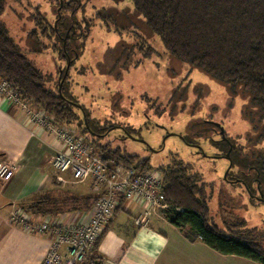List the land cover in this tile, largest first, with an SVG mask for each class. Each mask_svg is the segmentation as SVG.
Returning a JSON list of instances; mask_svg holds the SVG:
<instances>
[{"label":"rangeland","instance_id":"1","mask_svg":"<svg viewBox=\"0 0 264 264\" xmlns=\"http://www.w3.org/2000/svg\"><path fill=\"white\" fill-rule=\"evenodd\" d=\"M70 1L64 0L67 4ZM77 1L93 23L87 36L80 38L79 57L69 71V94L78 103L81 119L83 107L98 126L112 127L106 137L99 139L100 143L112 141V149L119 148L126 155L140 159L148 158L154 170L166 165L171 158L189 164L204 183L214 185L209 202L214 223L223 229L221 221L238 217L246 228L257 230L258 234L252 237L264 248V201L252 199L244 187L224 180L229 161L222 157L220 148L212 144L224 134L237 146L253 149V126L262 129L264 124L257 121L259 113L253 111L250 98L240 87L226 88L200 70L190 69L172 59L158 37L145 26L143 18L134 11L130 0ZM56 7L57 0H19L8 2L0 15V22L22 54L54 81L59 68L65 66L64 60L50 49L35 52L38 47L29 34L34 27L32 17L39 13L52 25L57 17ZM96 11L106 21L94 19ZM132 31L144 37L139 54L130 52L129 44L134 43ZM41 42L46 47L51 44L46 39ZM27 105L43 120L48 119L52 128L79 134L75 125L56 122L29 100ZM11 107L26 122L27 115L20 106L13 104ZM117 126L127 129L133 139L122 138ZM41 128L50 133L47 128ZM184 137L195 145H188ZM260 147L264 154V141ZM97 153L100 154L98 150ZM216 155L219 158H214ZM105 161L111 168H128L115 160ZM159 176L162 183L160 173ZM62 184L65 187L52 194L64 196L65 189L84 185L74 183L72 178ZM17 210L24 212L20 207L13 208L10 216Z\"/></svg>","mask_w":264,"mask_h":264},{"label":"trees","instance_id":"2","mask_svg":"<svg viewBox=\"0 0 264 264\" xmlns=\"http://www.w3.org/2000/svg\"><path fill=\"white\" fill-rule=\"evenodd\" d=\"M130 1L134 11L143 18L145 26L158 37L172 59L190 69L200 70L226 88L240 87L250 98L253 111L258 110L257 121L264 124V0ZM8 2L16 3L19 0H0V15ZM73 7L77 9L78 3L70 1L67 4L63 0L60 12L62 17L58 22L69 23L63 14H68ZM102 20L106 21V18ZM32 22L34 27L29 35L38 47L35 52L50 49L64 60L65 66L69 58L71 69L77 54L71 48L78 52L79 48L69 45L72 37L69 35L66 49L63 50V42L57 32L63 37L64 33L60 29L64 30V25L59 24L56 32L39 13L32 17ZM44 39L51 44L44 46L41 42ZM65 66L59 68L55 81L51 75L43 74L22 54L0 22V79L12 85L25 100L31 101L56 122L67 126L75 125L79 134L99 151L103 159L121 162L124 166L133 168L137 174L152 171L160 173V199L169 207L161 216L183 231L187 239L199 240L221 255L264 264V248L252 237L258 234L256 229L246 228L244 221L238 217L221 221L223 229L214 223L209 208L214 185L204 183L201 175L194 172L189 164L171 158L166 165L154 170L148 158L126 155L119 148L112 149L110 143L100 144L91 137L80 120L81 114L73 105L77 102L67 93L71 87L69 72L62 83L61 94L58 93V84ZM83 112L90 131L105 133L106 127L95 124L85 109ZM260 129L253 126V149L235 146L230 141L233 147L230 160L232 168H255L256 171L252 170L251 176L253 179L259 178V184H264V154L260 147L264 141V125ZM183 139L187 144L190 143L185 137ZM224 145L223 150L226 151L227 144ZM231 175L230 173L226 179H231ZM245 182L250 190L253 189L251 184L254 181ZM96 199L94 196H57L47 193L35 201L23 203L20 208L29 217L45 219L74 211H90ZM123 201L121 199L119 205ZM102 235L84 264L100 263L96 249Z\"/></svg>","mask_w":264,"mask_h":264},{"label":"crops","instance_id":"3","mask_svg":"<svg viewBox=\"0 0 264 264\" xmlns=\"http://www.w3.org/2000/svg\"><path fill=\"white\" fill-rule=\"evenodd\" d=\"M61 150L54 134L41 127H29L0 98V160L16 168L9 181L0 183V264H39L55 242L47 234H36L13 223L10 212L65 187L62 183L68 182L70 175H63V182H58L57 174L48 165V159ZM64 191V196L98 197L90 181ZM144 206L140 199L124 200L118 205L97 246L100 259L119 264H259L221 255L199 240L187 239L160 213L151 215L141 227L135 225L134 219ZM84 215L86 218L88 211ZM30 220L38 224L43 218Z\"/></svg>","mask_w":264,"mask_h":264},{"label":"built area","instance_id":"4","mask_svg":"<svg viewBox=\"0 0 264 264\" xmlns=\"http://www.w3.org/2000/svg\"><path fill=\"white\" fill-rule=\"evenodd\" d=\"M0 98L8 105L18 104L26 113V124L45 127L54 134L62 145V150L48 159L57 181L70 175L74 183H93L99 193L92 208L85 212L74 211L62 216L48 217L34 224L30 217L21 211L11 213V221L36 234H47L55 242L39 264H84L90 257L95 244L111 221L121 199L142 200L143 210L135 217V225L141 227L153 214L162 213L169 207L160 199L161 179L158 172L137 174L128 167L111 168L97 149L74 131L55 129L48 119L30 110L20 93L9 83L0 79ZM119 165V164H118ZM116 166V164H115ZM121 166V165H120ZM16 168L11 162L0 160V181H9ZM161 210V211H160ZM64 248V252L61 249ZM99 264H119L116 261L101 259Z\"/></svg>","mask_w":264,"mask_h":264},{"label":"flooded vegetation","instance_id":"5","mask_svg":"<svg viewBox=\"0 0 264 264\" xmlns=\"http://www.w3.org/2000/svg\"><path fill=\"white\" fill-rule=\"evenodd\" d=\"M72 1H75V2L78 3L77 9H75L73 7V8H71V11L69 12V14H67V15L66 14L65 15L63 14L64 18L65 19L67 18V21H69V23L68 22H66V23H64V22H58L61 19V17H62V13H60V12H61L62 7H63V0H57V7H56V12H57V15L56 16L57 17L55 18V21H54L55 24L52 23V27L54 28V30L56 32H57V27H59V24L64 25V27H65L64 30L63 29H60V31L62 30L63 32L62 31L61 32L64 33V36L63 37L60 36V32H57V35L59 36V38L63 42V50L64 51L66 49L65 48L66 47V41H67L66 39H67V37L69 35L72 36L71 37V41H69V45H71V46L74 45L76 48H79V40H80V38L81 37H86L87 36V32L90 30V27H92V25H93L92 19H87V17L84 15V12L82 11V5L80 4V2H78L77 0H72ZM103 10H105V8H103ZM93 18L94 19H100V20H102L104 17L102 16V14H99V12L96 11ZM132 32H133V34L131 35L132 36L131 41H133L134 43L132 45L129 44V46H131V51L130 52L132 54L133 52L137 51L138 54H139V53H141L142 48H143L142 46L144 45V37L142 35H140L139 33H136V31H132ZM71 51L73 53H77L78 52L76 49H72V48H71ZM78 57H79V52H78V54L75 55L74 62L78 59ZM66 65L67 66H65L62 79H61L60 83L58 84V93L60 92L59 94H61V86H62V83L65 81V79L67 77V74H68V72L70 70V59L69 58H67ZM67 93L69 94V89H68ZM73 105L76 107V109H78V103L77 104H73ZM81 108H82V112H83L84 111V108L83 107H81ZM83 115H84L83 119H80L82 121V123H83V126L86 128L88 134L91 137H93L94 139L98 140V142L100 143L99 139L106 137L108 135V132H107L108 129H110L112 127L109 126L106 129L105 133H103V134H98V133L92 132V131H90V129H89L88 125H87V121H86V118H85V114H83ZM93 122L95 123V121H93ZM117 129H119L120 132L122 133V138H130V139H133L127 129H125L123 127H120V126H117ZM219 133L220 132H218V134ZM220 136H222V137L219 138V141L212 142V144H215L217 147L218 146H221L219 148H221L222 157L223 158H225V157H228L229 158L228 161H229L230 168H229L228 173H227V175H226V177H225L224 180L226 182H228V183L237 184L239 186L244 187L246 189L247 194L250 195V197L252 199H254V200H260V201L263 202L264 201V184H262V183L259 184L258 183V179L259 178H256L255 177V179H253V177L251 176L252 170L254 171L255 168L249 167L248 169H245V170L244 169H238V168H232V164H231V160H230V154L232 153L233 147H232V145L230 143L231 140L225 138V135L224 134H222ZM232 142H233V144L235 146H237V143L236 142H234V141H232ZM108 143H110V145L112 147V141H110ZM100 144H102V143H100ZM224 144H227V150L226 151L223 150V148H225V145ZM188 145L194 146L195 143L194 142L193 143L190 142ZM244 147H246V146H244ZM214 158H219V156L216 155ZM233 169H235V170L232 172ZM230 173L232 174L231 175V179H226L227 176ZM245 180H249V181H252V182L254 181L251 184L253 189L250 190L248 188ZM253 229H255V228H253Z\"/></svg>","mask_w":264,"mask_h":264},{"label":"water","instance_id":"6","mask_svg":"<svg viewBox=\"0 0 264 264\" xmlns=\"http://www.w3.org/2000/svg\"><path fill=\"white\" fill-rule=\"evenodd\" d=\"M60 93V92H59ZM227 160H229V158L228 157H225ZM229 168H230V166L228 167V169H227V171H226V173H225V175H224V179H225V177H226V175H227V173H228V170H229Z\"/></svg>","mask_w":264,"mask_h":264}]
</instances>
